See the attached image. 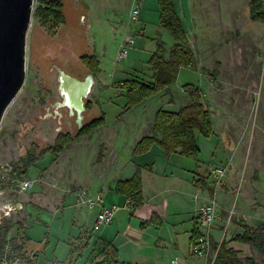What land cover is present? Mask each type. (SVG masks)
<instances>
[{
    "label": "rangeland",
    "instance_id": "374dc122",
    "mask_svg": "<svg viewBox=\"0 0 264 264\" xmlns=\"http://www.w3.org/2000/svg\"><path fill=\"white\" fill-rule=\"evenodd\" d=\"M251 1L174 0L196 66L182 68L170 90L127 111L125 93L114 84L130 78L151 82L149 62L157 41L164 42L167 53L174 44L170 34L159 26L158 0H79L78 5L68 0L63 5L65 25L53 30L52 23H43L36 17L40 0H34L27 35L25 83L0 125V176L3 168L17 167L34 149L36 155H41L57 137V121L41 123L36 114L37 107L50 100V92L53 98L57 95L58 72L52 71L54 66L84 81L88 73L79 58L93 55L100 74L84 100L92 109L82 114V128L78 129L77 115L63 120L61 125L62 131L72 133L75 139L56 159L49 155L30 169L26 179L34 181V187L23 202L24 209L4 222L3 227L11 229L7 242L0 246V256L30 253L38 257L39 264H89L93 244L101 232L93 231L94 215L86 206L75 216L69 209L73 202L70 196L81 190L91 194L101 190L104 178L127 168L132 160L153 162L161 191H177L180 177L174 171L187 165L196 168L198 164L199 174L211 181L214 190L233 193L234 204L236 190L240 191L239 208L244 207L242 199L255 204V198L264 195V24L251 20ZM133 9L140 10L135 22L130 18ZM61 26L63 33L59 34ZM128 37L136 40L135 47L119 59L118 53ZM187 84L200 88L213 125L210 138L196 133L201 149L199 163L178 154L168 156L157 145L135 154L137 140L148 131L158 109L177 111L189 102L183 90ZM101 111L105 113V126L84 131ZM80 130L82 134L77 138ZM107 144L111 145L109 165L104 162ZM112 168L114 171L108 174ZM216 169L224 170L225 177L219 178ZM12 192L13 188L8 195L18 198L11 196ZM168 193L166 196L171 198ZM41 194L45 200L40 199ZM66 198L70 201L60 212ZM261 204L264 208L263 200ZM177 214L170 209L167 226L158 230L162 235L160 249L171 244L168 236L172 223L180 220ZM17 225L30 239L26 244L17 239ZM139 229L149 230L152 235L154 227ZM88 236L91 239L85 246Z\"/></svg>",
    "mask_w": 264,
    "mask_h": 264
},
{
    "label": "trees",
    "instance_id": "16d2710c",
    "mask_svg": "<svg viewBox=\"0 0 264 264\" xmlns=\"http://www.w3.org/2000/svg\"><path fill=\"white\" fill-rule=\"evenodd\" d=\"M264 0H252L249 9L251 20L256 23L264 24ZM160 11L161 29L170 34L174 44L170 50L166 51L163 41L158 40L156 50L149 62L152 71V81L145 82L137 78H130L114 84L125 93L127 99L126 110L130 111L144 104L148 100L163 94L175 85L179 72L182 68L193 69L196 66V58L191 48L187 34L183 28L182 22L175 8L174 0H158ZM35 15L43 23H52L53 26L63 25L65 22L63 15L62 0H40L39 6L35 10ZM168 54V57H166ZM82 63L95 78L100 74L93 55H84L81 58ZM184 92L189 97V102L180 107L177 111L158 109L154 115L149 133L143 137L135 147V154L147 152L152 145L160 147L168 156L178 154L186 159L198 162L201 156V149L196 141V133L204 138H210L213 132L210 112L202 103V93L199 87L187 84L183 87ZM90 109V104L87 105ZM105 126V113L101 111L98 118L94 119L87 128L96 131L97 127ZM83 131V130H82ZM81 130L76 135L77 138L82 134ZM93 132L88 134L89 137ZM75 139L70 134L61 135L56 144L47 148L41 155H36V150L29 152L28 155L20 160L17 167L13 168V178L16 180H25L30 169L39 161L53 156L55 159L66 149V147ZM142 168L137 167L134 176L130 180L118 181L115 186V192L134 203L133 210L141 207L143 203V185ZM202 189L213 193L207 186L205 178L200 177L196 181ZM155 217L150 221L154 222ZM17 239L26 244L30 239L23 234V227L17 225ZM243 234L237 235L232 241L251 246L259 254L264 255V225L256 228L243 225ZM11 227H2L0 229V246L7 242V235ZM197 222L193 231L192 243L199 237ZM91 237L84 239V245L89 244ZM227 242H223L218 247L216 264H244L240 259L238 252L227 247ZM23 247V246H21ZM19 247V248H21ZM36 260L38 257L36 256ZM89 264H125L120 261L119 253L113 242L105 239H97L88 258ZM246 264H255L253 259H247Z\"/></svg>",
    "mask_w": 264,
    "mask_h": 264
},
{
    "label": "crops",
    "instance_id": "0c3cea01",
    "mask_svg": "<svg viewBox=\"0 0 264 264\" xmlns=\"http://www.w3.org/2000/svg\"><path fill=\"white\" fill-rule=\"evenodd\" d=\"M150 128L151 125L148 127V131L143 133L142 137L137 140L136 144L149 133ZM107 146L108 150L105 153L104 162H108L107 164L109 165L111 145L107 144ZM129 164L127 168L123 167L119 171H114L115 167L108 169V174L114 171L112 176L104 178V183L99 187L101 190H96L92 193H100L102 195L104 206H121L110 225L103 226L98 224L97 216L100 209H90L86 206L94 215L93 231L101 232L97 239L113 242L118 249L121 262L125 264H171L174 258H178L183 264H208L206 258L194 257L191 254V239L196 225V210L198 206L216 198L219 204V218L210 232L213 247L227 242V247L236 250L244 264H246L245 261L247 259H253L255 264H264V255L259 254L249 245L232 241L237 235L243 234V225L251 228L264 225V208L261 204L262 200L264 201V195H259L258 198H255V204L242 199L244 207L239 208L240 191L236 190V204H234L231 199V196H233L232 192L229 194L214 190L210 184L211 181L204 176L207 186L213 193L202 189L196 184L199 176L202 177L198 172V164L196 168L187 165L185 168L174 171L176 174L179 173V189L177 191L168 189L166 190L169 191L168 193L161 191L157 185L155 179L156 169L153 162L143 163L132 160ZM108 165L106 166L108 167ZM137 167L142 168L144 205L132 211L124 207L127 199L122 195H118L114 190L118 181L130 180L134 176ZM167 193L171 194V198L166 196ZM195 196H198L197 201ZM39 197L43 200L46 199L43 194L39 195ZM70 197L73 198V202L69 209L74 210L75 216L78 217L79 210L82 211L84 205H76V197L74 195ZM64 201V206L60 212L65 210L70 200L66 198ZM233 206H235V219L232 220L225 231L226 220ZM170 209L171 212H176L178 213L177 215L181 216L177 224L172 223V231L168 236L171 244L169 243V246L165 249H160L162 235L158 233V230L167 224L166 220ZM249 211L255 212V215L250 216ZM57 212L59 211L55 213ZM153 217H155V220L151 223L150 221ZM138 225L144 228L152 225L154 227L152 235L148 233L149 230L139 229ZM122 247L125 250H122Z\"/></svg>",
    "mask_w": 264,
    "mask_h": 264
},
{
    "label": "built area",
    "instance_id": "2783aa9c",
    "mask_svg": "<svg viewBox=\"0 0 264 264\" xmlns=\"http://www.w3.org/2000/svg\"><path fill=\"white\" fill-rule=\"evenodd\" d=\"M140 15V10L133 9L130 14L132 21H137ZM136 40L128 37L121 46L118 53L119 59L124 58L134 48ZM3 174L0 176V229L3 227L7 218L15 213H19L24 209V200H27L29 192L34 187V181L29 179L18 181L12 178L13 168L6 166L2 169ZM215 174L219 178L225 177V171L216 169ZM13 188L12 195H17L18 198L14 199L8 195V191ZM76 202L79 205L87 206L90 209L99 208L100 211L97 216V223L103 226L110 225L116 213L121 209L119 205H112L110 207L103 205V197L100 193L91 194L86 190H81L76 193ZM23 200H22V199ZM198 200V196H195ZM124 207L133 210L134 203L127 199ZM235 206L230 210L226 220L225 231L227 226L232 222L233 217L236 215L234 211ZM219 218V204L216 198L209 200L207 203L200 204L196 210V222L199 230V237L191 244V254L194 257L206 258L208 264H216L218 254V247L214 249L211 238V230ZM0 264H39L34 254H20L8 255L7 253L0 256ZM171 264H183L178 258H174Z\"/></svg>",
    "mask_w": 264,
    "mask_h": 264
},
{
    "label": "water",
    "instance_id": "95a60500",
    "mask_svg": "<svg viewBox=\"0 0 264 264\" xmlns=\"http://www.w3.org/2000/svg\"><path fill=\"white\" fill-rule=\"evenodd\" d=\"M34 0H0V125L4 114L24 86L26 79L27 35L31 26ZM59 89L65 105L76 111L79 124L85 111V99L94 77L84 81L60 68Z\"/></svg>",
    "mask_w": 264,
    "mask_h": 264
},
{
    "label": "flooded vegetation",
    "instance_id": "af4514ba",
    "mask_svg": "<svg viewBox=\"0 0 264 264\" xmlns=\"http://www.w3.org/2000/svg\"><path fill=\"white\" fill-rule=\"evenodd\" d=\"M63 1V5H64V3H65V1H68V0H62ZM74 1V3L76 4V5H78L79 4V0H73ZM65 25V23L63 24V26ZM63 26H61L60 27V30H59V34L60 33H63L62 32V30H61V28L63 27ZM50 29H55V26H51L50 27ZM74 37V36H73ZM72 37V38H73ZM82 56H80V58H81ZM79 58V61L81 62V64L83 65V69H85L86 71H87V73H88V76L89 75H92L93 76V74H91L90 72H89V70L87 69V67L82 63V61H81V59ZM58 68H59V66H54V68L52 69V71H54V70H56L57 72H58ZM61 68V67H60ZM94 77V76H93ZM59 73H58V76H57V89H56V97L55 98H53L51 95V92L48 94L49 96V98H50V100H48V102L47 103H45L44 105H42V106H39V107H37V111H36V114H37V119H38V121L40 120V122L41 123H46V122H48V121H50V120H55V121H57V124H59L58 125V127L55 129L56 130V132H57V137H56V139L54 140V143H53V145H51V146H49V147H52V146H54L55 144H56V141H57V139L61 136V135H65V134H70V135H72V133H70V132H63L62 131V127H61V125H62V123H63V120H65V119H67V118H69L70 116H75V117H77L76 115H77V113H76V111L74 110V111H72V110H70V108H68L67 107V105H65V101H64V98H63V96L61 95V93H60V89H59ZM94 79H95V77H94ZM90 103L89 102H87V103H85V111L83 112V113H85V112H88V111H90L92 108H88V106L87 105H89ZM33 110V109H32ZM42 110L44 111V112H42ZM82 113V114H83ZM83 117V119H84V115L82 116ZM82 119V120H83ZM82 128V122L80 123V124H78V129H81ZM73 136V135H72Z\"/></svg>",
    "mask_w": 264,
    "mask_h": 264
}]
</instances>
